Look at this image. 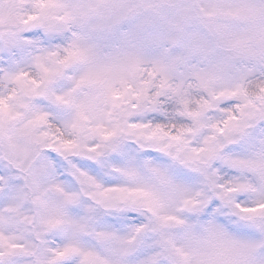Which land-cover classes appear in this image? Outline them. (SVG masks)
Listing matches in <instances>:
<instances>
[{"label": "snow or ice", "instance_id": "obj_1", "mask_svg": "<svg viewBox=\"0 0 264 264\" xmlns=\"http://www.w3.org/2000/svg\"><path fill=\"white\" fill-rule=\"evenodd\" d=\"M0 264H264V0H0Z\"/></svg>", "mask_w": 264, "mask_h": 264}]
</instances>
